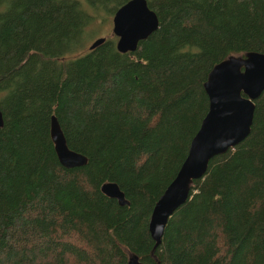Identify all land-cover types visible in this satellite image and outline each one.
<instances>
[{"label": "trees", "instance_id": "obj_1", "mask_svg": "<svg viewBox=\"0 0 264 264\" xmlns=\"http://www.w3.org/2000/svg\"><path fill=\"white\" fill-rule=\"evenodd\" d=\"M72 1L23 0V12L0 35V63H19L25 49L61 34L68 14L57 8ZM146 1L162 23L143 42L144 50L153 39L160 42L149 62L129 64L128 52H117L109 39L108 49L81 71L57 58L51 94L25 75L21 98L31 91L48 99V122L35 126L30 108L25 137L17 123L3 121L0 129V264H127L129 254L144 264H235L245 244L249 256L264 255V90L254 101L248 135L191 181L188 199L154 248L147 230L151 207L206 112L202 83L213 53L223 50L226 58L264 50V0H249L240 10L222 0L210 13L204 0ZM7 16L0 11V19ZM195 44L202 54L186 52ZM29 62L30 56L23 63ZM18 69L2 72L0 83ZM51 114L66 146L86 158L83 166L58 163ZM107 181L127 205L100 192Z\"/></svg>", "mask_w": 264, "mask_h": 264}, {"label": "water", "instance_id": "obj_2", "mask_svg": "<svg viewBox=\"0 0 264 264\" xmlns=\"http://www.w3.org/2000/svg\"><path fill=\"white\" fill-rule=\"evenodd\" d=\"M158 18L146 0H126L118 5L111 17L114 48L119 53L132 52L139 41L157 29ZM103 37L95 38L88 49L100 45ZM207 98V109L187 152L172 180L164 187L151 207L147 230L154 241L161 239L166 221L189 197V185L200 178L211 158L240 143L249 133L252 124L254 101L264 90V50L246 51L230 55L214 63L202 83ZM3 119L0 112V129ZM49 137L58 163L66 169L80 167L86 158L65 144L56 117L49 116ZM102 194L127 205L123 192L116 183L104 182L99 186ZM127 264H144L135 254L127 256ZM158 264V262L156 263Z\"/></svg>", "mask_w": 264, "mask_h": 264}, {"label": "rangeland", "instance_id": "obj_3", "mask_svg": "<svg viewBox=\"0 0 264 264\" xmlns=\"http://www.w3.org/2000/svg\"><path fill=\"white\" fill-rule=\"evenodd\" d=\"M126 0H73L68 5H62V15L67 13L68 15L62 17V29L61 34L52 33L49 38L42 40L41 44L32 46L25 49L23 53V61L19 63H12L10 60L6 63H0V74L8 68L18 69V72L14 74L13 79L9 82L0 83V112L2 119L5 123H17L21 132L19 135L25 137L29 127L26 126L28 121L25 111L30 108H34L33 123L39 129L46 126L47 114L46 105L50 103L48 99L39 95L37 97L32 96L31 91L21 98V94L25 90V75L29 73L33 78L32 82L36 80L40 82V86L44 87L45 93L51 94L53 89V75L55 71L56 59L63 57L65 60H69L70 64H74L80 71L86 67L87 64H93L110 46L109 39L115 40L111 32V17L113 11ZM222 0H197L202 3L203 11L210 13L209 8H214L220 4ZM234 4H238L239 10L243 7H250L248 5L249 0H232ZM209 5V6H207ZM79 13L75 15L76 10ZM0 11H3L4 15H8L0 19V35L5 30V27L11 22L13 16H18L23 12V0H0ZM156 16L158 17L157 11L155 10ZM158 25L160 26L161 19L158 17ZM153 35V34H152ZM224 37L230 34H223ZM97 37H103L107 39L106 44H102L89 50L88 46ZM150 36L141 40L136 49L132 52H128L127 56L131 57L132 63H137L139 60L150 61L154 57L155 50L160 42L154 40L150 46L144 50L143 42L149 39ZM228 38V37H227ZM5 38L0 36V40L3 41ZM156 39V37H155ZM114 45V43H113ZM1 46V43H0ZM182 46V45H181ZM183 47H186L185 45ZM159 49V47H158ZM146 53H145V52ZM206 51V50H205ZM251 51V50H250ZM186 52L202 54V48L195 44L192 45L190 50L187 47ZM207 52V51H206ZM210 55L211 53L208 52ZM193 55V54H191ZM30 56L29 63H23ZM226 56L225 51L217 50L211 57L210 66L214 62H219ZM208 60V59H207ZM29 61V60H28ZM209 66V67H210ZM185 68H189L184 66ZM21 72H20V71ZM24 73V74H23ZM121 83V82H119ZM125 85L120 91L124 92L128 89V84ZM122 85V86H123ZM69 86L67 85L66 89ZM118 95V91H117ZM118 95V96H119ZM19 98L22 101L19 102ZM248 245L245 244L235 264H264V255L255 253L252 256L248 255Z\"/></svg>", "mask_w": 264, "mask_h": 264}, {"label": "flooded vegetation", "instance_id": "obj_4", "mask_svg": "<svg viewBox=\"0 0 264 264\" xmlns=\"http://www.w3.org/2000/svg\"><path fill=\"white\" fill-rule=\"evenodd\" d=\"M154 12H155V11H154ZM155 14H156V13H155ZM157 18H158V17H157ZM157 27H158V26H157ZM139 42H140V41H139ZM172 214H173V213H172ZM172 214H171V215H172ZM168 219H169V218H168Z\"/></svg>", "mask_w": 264, "mask_h": 264}]
</instances>
